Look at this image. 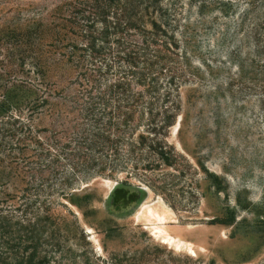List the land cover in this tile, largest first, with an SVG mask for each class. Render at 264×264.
<instances>
[{"label": "trees", "instance_id": "16d2710c", "mask_svg": "<svg viewBox=\"0 0 264 264\" xmlns=\"http://www.w3.org/2000/svg\"><path fill=\"white\" fill-rule=\"evenodd\" d=\"M184 9L182 0H79L71 36L57 46L72 75L49 77L28 99L2 94L0 264H63L76 235L58 209L69 210L84 183L136 180L155 190V170L183 157L169 137L180 117L182 127L188 122L181 91L198 77L180 65ZM198 13L233 20V35L227 27L224 36L239 42L243 60L262 53L264 0H203ZM252 63L255 81L264 66ZM236 221L227 208L210 224Z\"/></svg>", "mask_w": 264, "mask_h": 264}, {"label": "rangeland", "instance_id": "374dc122", "mask_svg": "<svg viewBox=\"0 0 264 264\" xmlns=\"http://www.w3.org/2000/svg\"><path fill=\"white\" fill-rule=\"evenodd\" d=\"M78 1L0 0V99H28L49 77L72 75L57 46L71 36ZM182 1L180 65L198 75L181 91L188 122L182 127L180 117L169 137L183 157L155 170V190L96 178L75 192L77 202L63 200L76 216L58 209L76 235L63 264H264V72L259 81L252 73V60L259 72L264 66V39L262 53L243 60L233 20L213 22L198 13L203 0ZM227 208L236 211L235 225L210 224Z\"/></svg>", "mask_w": 264, "mask_h": 264}, {"label": "bare ground", "instance_id": "6f19581e", "mask_svg": "<svg viewBox=\"0 0 264 264\" xmlns=\"http://www.w3.org/2000/svg\"><path fill=\"white\" fill-rule=\"evenodd\" d=\"M169 240V241H168ZM166 242H169L170 244L174 243V239L173 238H165ZM172 242V243H171Z\"/></svg>", "mask_w": 264, "mask_h": 264}, {"label": "water", "instance_id": "95a60500", "mask_svg": "<svg viewBox=\"0 0 264 264\" xmlns=\"http://www.w3.org/2000/svg\"><path fill=\"white\" fill-rule=\"evenodd\" d=\"M181 120H179V123H180Z\"/></svg>", "mask_w": 264, "mask_h": 264}]
</instances>
